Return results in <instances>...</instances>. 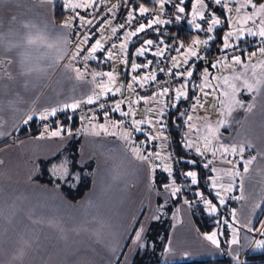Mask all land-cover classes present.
<instances>
[{
	"label": "crops",
	"instance_id": "0c3cea01",
	"mask_svg": "<svg viewBox=\"0 0 264 264\" xmlns=\"http://www.w3.org/2000/svg\"><path fill=\"white\" fill-rule=\"evenodd\" d=\"M109 1L99 0L96 8L92 10L102 8ZM147 1L159 7L156 0ZM227 1L232 4L231 11L226 10L225 14L227 27L230 23L240 21V25L256 31L259 21L264 19V12L255 16L256 24L251 21L244 24L242 18L258 13L264 0H251V4H248L246 0ZM65 2L66 0H52L47 11L39 4H35V0H22L18 9L14 7L6 9L0 5V16L7 11L15 12L36 26L32 34L41 39L39 45L41 59L34 62L35 67L40 71L32 77L35 87L25 91L21 87L22 81L18 80L12 82L10 91L0 97V101L3 102L0 106V264H133L142 248L152 251L160 248L157 255L162 264L221 259H227L228 264H240L242 258H245V263L253 264L246 260V257L252 252L264 251V247L255 245L256 240L264 238L258 235V226L264 216V178L256 171V163L253 164L251 173L228 177L226 175L230 168L228 160L233 159L236 162V170L243 173V167L239 163L241 157L232 153L221 157L219 152L213 156L212 146H209L210 150L204 151L203 144L204 137L211 136L208 126L215 129L217 121L223 118L220 113L228 106L229 97L222 95L231 91L229 85H225L223 80L227 74L230 76L229 79L233 76H241V80L230 81V84L238 85L236 89L242 90V97L239 100L251 103L254 96H259V93H249L244 87L243 80L247 78L250 83L253 82L250 66L264 64V54L259 51L261 47H264V38L259 35H249L248 31L233 35L229 43L239 44L241 47V63L231 67H227L232 64V60L228 59L227 49L222 50L216 47L212 56H207V48H205L207 44L197 49L202 59L197 60L198 64L193 70L194 75L190 78V82L195 83L196 86L203 84L204 70L208 69V80L213 85L212 88L205 89L211 94L202 97L204 107H198L191 114L193 116L191 123L197 130L190 132L187 118L185 120V142L199 140L198 145L189 148L185 144L186 147L203 158L204 164L211 161L209 168L212 179L209 180L212 190L210 192L213 195L208 198L204 196L198 198L200 199L198 210L205 211L209 215L219 214L228 198L233 195L237 184L241 185V192L234 196L242 197L236 199L237 204L233 208L236 215L230 227L225 228L223 225L222 228L218 227L214 231L203 233L198 229L193 217V212L197 210L194 211L188 205L181 187L180 192L173 196L164 190V186H155L150 163H141L137 160L132 154V141L129 139L126 143L123 139L121 134L127 133L126 130H119L120 133L116 136H107L101 132L96 134V132L88 131L93 122L86 123L85 121L88 120L81 118L79 122L61 124V120L71 114L70 110L50 116L47 119L51 123L49 126L42 125L43 121L39 119L38 112L27 124L22 122L27 119V115L37 109L42 110L71 102V97L81 98L85 94H91L92 85L89 83L92 80L91 74L97 71L87 68L85 80L79 81L75 79L74 71L66 69V66L70 64L68 56L71 27L64 28L63 25L66 20L70 22V14L84 8H66ZM71 2L84 4L86 0H71ZM204 2L206 5L209 4L208 0ZM195 4L196 0H186L183 4L185 8V12L181 13L183 25L194 32L193 39L203 40L199 37L194 25L190 23L193 19ZM242 4L245 5L243 8H241ZM58 8L65 13L61 20L57 19ZM237 8H240L241 12H236ZM216 16L219 18L218 14ZM199 21L200 19L197 18L196 23ZM221 23L214 27L211 41L216 31L223 26ZM110 27L104 31L105 41L110 39L108 33ZM5 31H7L6 28ZM190 45L191 43L187 45L184 43L182 51ZM133 52L128 41V48L122 55L129 61ZM251 53L256 55L251 56ZM217 60L222 62L221 65L212 68L211 65ZM246 60V66L242 67V63ZM111 62L112 60L109 63ZM109 63L104 72L98 73L108 72ZM245 69L249 74L241 75ZM256 71V78L262 81L259 87L264 90V68L258 67ZM127 75L128 64L126 63L125 79L130 82ZM213 77L220 79H213ZM96 79L107 82L106 77H96ZM126 84L125 90H127ZM16 93H19L23 99L9 107V100L14 99ZM194 94L202 95L200 91ZM220 101L225 103L221 104ZM181 102H184L183 106L186 107L192 106L196 101L188 91V97H182ZM137 104L143 106L145 110H141L136 116H147V119L149 116H155L157 119L156 115L148 113L147 109L158 108L159 105ZM122 107V112L128 111L126 104L123 103ZM121 116V112L112 111L111 115L95 120L103 121L107 118L111 126L114 125L112 119ZM160 119L163 120V117ZM227 119L228 122L219 126L216 132L219 140L213 138V144L217 148L220 144L227 145L232 142L244 144L245 158L255 156L264 149V116L261 115L259 105L254 114L248 115L244 109L238 108ZM127 120L130 121L131 118ZM102 124L106 125L105 122ZM61 125L69 129L71 134L64 132L59 137H52L50 133L58 130ZM126 125L132 128L130 122ZM45 128L48 130L47 133ZM35 130L38 134H32ZM163 131L166 134V131ZM134 135L141 139L145 134L134 131ZM157 142L158 139L152 143V146L148 145V148L158 149ZM166 142L167 140L164 143ZM248 144L253 147H248ZM196 146L201 147L203 154L196 152ZM68 153L77 155V164L91 170L89 189L78 201L67 198L61 187L66 182L52 175L58 162H61ZM260 167H264V163H261ZM213 168L216 171H211ZM163 169H157L160 170L158 174L165 173L168 179L165 177L167 180L163 182L171 184L175 180L174 171L169 176ZM213 180H218L215 189L212 187ZM229 182L233 190L222 193L224 204H220L216 192L220 190L221 184L227 186ZM175 185L178 186L177 183ZM202 198L212 201L216 206V212H208L206 210L208 205L202 201ZM172 202L173 204L178 202L173 209L168 206ZM165 206L173 212L172 218L175 221L174 227L169 231L157 225L156 220L159 218L161 208ZM249 228L256 231H249ZM234 229L239 241L235 245L231 243ZM137 232L141 235L140 241L136 240ZM212 232L217 233L218 244L216 245L204 238ZM149 236L152 238L151 242H148ZM155 242L162 243V246L156 247L153 244ZM254 264H264V261Z\"/></svg>",
	"mask_w": 264,
	"mask_h": 264
},
{
	"label": "snow or ice",
	"instance_id": "6c2138e0",
	"mask_svg": "<svg viewBox=\"0 0 264 264\" xmlns=\"http://www.w3.org/2000/svg\"><path fill=\"white\" fill-rule=\"evenodd\" d=\"M156 2L159 3V9L157 11H162L168 2V0H156ZM183 0H179V3H182ZM248 4H251V0H246ZM22 0H0V5H3L6 9L16 8L18 9L21 6ZM99 3V0H86L84 4H78V3H72L71 0H66L64 7L70 8V9H79L83 7L85 10L88 9H95L97 4ZM178 4H174L173 7L177 9L179 13L185 12L184 7H180ZM214 3L216 5H222L224 8L228 7L227 0H214ZM35 4H39L42 8L45 9V11L48 10V8L52 4V0H35ZM245 5H241V8H243ZM117 7V5H111L108 7V12L112 13L114 9ZM207 5L205 4L204 0H196V4L194 5L193 10V19L190 21L194 25L196 29H201L202 25L200 23H196V19L199 18L201 21H205L207 24V27L205 28V31L208 33H211L214 29V27L221 23V20L216 15H211L205 19V12L203 11L204 8H206ZM252 7H255V5H252ZM140 15L143 16L145 13L149 12V9L144 7L143 5H138ZM231 11V9H229ZM240 8L236 9V12H239ZM260 12H264V4L260 5L259 12L254 15H247L242 18V22L244 24H247L249 21H251L253 24H256L257 21L255 19V16L258 15ZM74 20H76L81 28H84L85 31L81 33L80 38L77 39L75 45H74V53L72 55V62L76 63L79 62L81 59L83 61H88L89 59H96V54L98 51L105 50V38L103 35L100 36L99 39H95L94 43H91L89 45V42L94 39L96 33L95 32H89L88 29L91 28L94 24L97 22V17L92 16L91 18H85L82 16H74ZM177 19H179V16H177ZM238 23L240 21H237ZM165 23V21L159 19L157 16L156 18L149 20L147 24L141 23L140 20L133 15L132 11H128L127 16L124 19V22L119 23L118 27L120 29H125L126 27H133L132 31L125 32L123 42L119 45L113 43L111 44V47L106 50L107 52V59L108 60H114L117 59V57L128 48V41L131 40L132 37H136L138 33L145 32L146 29H152L153 25H159ZM101 24V30L107 31L109 26L111 25V21L107 18H104L102 21H100ZM138 27L134 26L137 25ZM35 25L29 21H26L21 16L15 14L13 11H7L3 16H0V97L6 95L10 91V84L12 82H16L18 80L22 81L21 87L24 88L25 91L29 90L32 87H35V84L32 80L33 75L40 71L37 67H35L34 62L41 59L40 53V43L41 39L39 36L33 35V30L35 29ZM64 28L71 27V23L69 21H65ZM5 28L7 31H5ZM111 34L116 35L117 34V27L111 26L110 28ZM244 31V28L237 29L236 32H229L224 37V48L228 49L231 48L232 45L229 43V38L233 35H239L242 34ZM249 35H259L260 37L264 38V19H261L259 21V26L257 27L256 31H252L251 28L247 29ZM208 39H212L211 36L208 37ZM65 43L67 41L65 40ZM208 43V40H200V39H193L191 42V45L184 51L183 45H180L175 49L177 55L169 57L171 61V66L167 68V72L172 75L173 77L179 78L183 81L181 86L174 91V96H169L170 88L168 87H162V90L158 92H154L153 94L149 96H137L136 99H129L128 97H125L124 100H119L115 102L112 111L114 112H121V104L125 103V101L128 102V111L121 112V115L123 117H129V116H135L136 111L133 107V105L139 103L140 101H143L145 104H156L159 105L158 108H152L149 107L147 109L148 113H153L156 115L157 119H133L131 120V124L133 128H135L136 131H141V125L148 124V125H154L158 126L157 131L162 132V130L165 128V125L160 119V117H163L165 115L164 111V97H169V99L174 100H180L182 97L187 98L188 97V86L190 82V78L193 77L194 73L192 70V65L190 64V58L195 57L196 59H202V57L199 56L197 49L200 48L203 45H206ZM155 42L152 39H146L143 41L142 46L139 47L136 50L137 57H143L146 53L150 52L153 48ZM160 44H163V41H160ZM85 45H89L88 47H85ZM51 45H49L50 47ZM167 45H164L163 47L156 46V50L152 52V55L154 57H164L165 51L167 49ZM119 49V51H117ZM260 53L264 54V47L260 48ZM87 53L84 55L83 53ZM251 56H255L256 53H251ZM232 64L228 65L227 67H231L233 65H239L241 63V58L239 56H234L231 58ZM126 63H130L131 65V71L133 73H136L131 77V83H128L126 85L127 89L131 92L135 93L134 84H139L140 88H144L150 81H157V75L155 71H152L146 75H140V73L137 70L142 69H148L150 65L153 64V60H147L143 64L135 63L131 61H125ZM221 61L217 60L215 64H212V68H216L217 65H221ZM187 65L188 67H184ZM261 67L264 68V64L262 65H251L250 70L252 72V78L253 82H249L247 78L243 80V84L245 89L249 93H259V96H254L252 98L251 103H245L243 100H237L236 99V88L238 85L235 83H231L229 81L228 77H224V83L225 85H229L231 91L222 93V95L229 97L228 106L225 111L221 112L220 115L221 119L217 121V127L213 129L211 126H208V130L211 134V136H205L204 137V144L203 148L204 151H208L209 146H212L213 156H216L217 152L220 153L221 157L227 156L229 153L239 155L241 157L239 163L243 167V173L236 170V162L232 160H228L227 163L230 165V168L227 170L226 175L228 177H235V176H243L245 174H249L253 171V164H257L256 171L264 178V167H260L261 163H264V149L259 151L257 155L255 156H249L247 158L244 157L245 152V145L244 144H237L235 142L229 143L227 145L220 144L217 148L215 144H213V138H215L217 141L219 140V137L216 135V132L218 131L219 126H222L228 122V117L232 115L234 111L239 109H244L246 114L251 115L254 114L257 110V107L259 105L261 115L264 116V90H262L259 85L262 83L260 79H257V68ZM67 70L74 71L75 72V79L79 81H84L87 73V69L85 68V71L82 72L79 68H73L72 63L66 66ZM174 69L178 71H173ZM182 69V70H181ZM160 72H164L165 68H160ZM208 69L204 70V83L201 85H198L201 96H196L193 93V98L196 101L192 104L191 110L195 111L198 107L203 108L204 104L202 102L203 96H208L211 93L205 91L207 88H212L213 85L211 81L208 80ZM241 75H244L243 73ZM92 80L89 82L92 87L90 88L91 94H85V96H82L81 98H75L71 97V102H64L63 104H57L56 106H50L46 107L42 110H35L32 114L27 115V119H24L22 122L24 124H27L29 121L33 120L34 115L36 112L39 114V119L41 121H46L50 116H56L58 112H67L72 111L75 112L77 109L81 108L82 105H92L96 101L100 99L101 96H105L109 93H112L113 95L121 92V87L119 86L116 75L114 72H106V73H92ZM96 77H106L107 82H105L103 79L97 80ZM213 79H220L218 77H213ZM232 81L241 80V76H233L231 78ZM7 82V83H6ZM74 91V90H73ZM23 97L19 95V93L15 94V98L12 100H9V107H12L14 104L21 102ZM2 101H0V106H2ZM35 103V101H33ZM221 104H224V101H220ZM101 108H104V104L99 105ZM171 107H174V104L169 105ZM105 115L107 116V112H105ZM181 115L187 116V122L189 131L197 130L194 128L191 121L193 120V116L189 115L188 113H181ZM112 127L119 128L120 124H114ZM99 128L103 132H108V128L105 127V125L101 124L99 125ZM47 128H45V133H47ZM68 132L71 134L69 129H66L63 125H61L58 130L52 131L50 135L52 137H59L62 135V133ZM151 133V130H150ZM99 134V133H96ZM111 135H115V133H109ZM125 142L130 138V133H122L121 134ZM43 136V134H42ZM157 139H164L167 140V137L165 136H157L155 133H151L149 136L146 137V142L151 143L152 141H155ZM187 147L192 148L194 145L199 144V140H192L191 142H187ZM248 147H253V145L248 144ZM142 145L141 146H132V154L133 156L139 160L141 163H147L149 160L155 158L156 160H167L168 157H164L161 155L160 152H152L150 154H145L144 151H142ZM196 152L201 153V147L196 146L195 147ZM188 163H195V161H188ZM211 161L205 163L203 165L204 168H209V164ZM63 167V176L65 179L69 182V187H75L76 182H78L81 177L78 174H73L69 172L67 166ZM164 171L169 174V176L172 175V167L170 164H165ZM211 171H216V169H211ZM184 176L191 178V183L196 184L197 183V172L195 171H186L183 173ZM209 179H212L211 177ZM176 181L173 180L171 184H165L164 190L171 193V195L175 196L177 193L180 192V188L175 186ZM218 180H213L212 187L215 189L217 187ZM232 184L229 182L227 186L221 184L220 190L216 192V196L220 199V204H224V199L222 193L231 192ZM198 195H201L198 193ZM242 197H235V199H241ZM206 205H208L209 212H216V206L212 203V201L205 200L204 201ZM235 212H233V217H235ZM227 223V221H225ZM249 231H256L255 229L249 228ZM259 234L261 236H264V225L261 226L259 229ZM217 233L212 232L209 235H206L204 238L208 241H210L212 244L216 245L218 244V241L216 239ZM141 235L139 232L136 233V240L140 241ZM239 241L236 237V230L234 229L233 238L231 240L232 244H237ZM255 245L257 247H264V239L262 240H256ZM23 253L21 252V255Z\"/></svg>",
	"mask_w": 264,
	"mask_h": 264
},
{
	"label": "built area",
	"instance_id": "2783aa9c",
	"mask_svg": "<svg viewBox=\"0 0 264 264\" xmlns=\"http://www.w3.org/2000/svg\"><path fill=\"white\" fill-rule=\"evenodd\" d=\"M185 2L186 0H183L182 3H179V0H168L163 10L157 11L159 9L158 6H155L154 4L149 3L145 0H110L108 3L105 4V6H103L102 8L98 10L79 9L75 11L73 14H70V17H69L71 28H70V52L68 56V61L72 63L75 68H79L80 70H85V68L86 69L91 68L97 72H104L108 67V63L110 62V60L106 58L107 57L106 50L109 49L111 47V44L113 43L117 45L122 43L125 32L133 30V27H126L125 29H120L118 27L119 23L124 22V19L127 16L128 11H132L133 15L136 16L140 20L141 23H145V24H147L149 20H152L158 16L159 19L165 21V23H162L159 25H153L152 29H146L145 32L138 33L136 37H132L131 40H129L130 47L133 48V51H134L129 61L140 63V64H143L147 60L154 61L153 64L150 65L148 69L137 70L140 73V75H146L152 71H155L157 75V81H150L148 85H146L144 88H140L139 84H134L135 93H132V97L133 99H136L137 96H149L153 94L154 92H158L162 90V87L170 88L169 96H174L175 89L179 88L181 84L183 83V81L180 80L179 78L173 77L167 72V68L171 66V61L169 57L176 56L177 53L175 49L179 47L180 45L184 46V43H183L184 41L181 39L180 36L184 30H187V28L185 27V25H183L184 22H183V17L181 13H179L177 9L173 7V5L179 3V6L183 7V4ZM208 2L209 4L203 10L205 12L206 20L209 16L215 15L214 11H216V9H223L226 12V10H229L232 5L227 1L228 7L224 8L223 4L216 5L214 3V0H208ZM111 5H117V7L114 9L112 13H109L107 9ZM138 5H143L144 7L148 8L149 12L141 16ZM74 16H82L85 18H91L92 16L97 17L96 24H94L91 28L88 29L89 32L96 33L94 39L89 42V45L91 43H94L95 39H99L101 35H103L105 38L104 31L101 30V24H100V21H102L104 18H107L108 20L111 21L110 26L117 27L116 35H112L111 30L108 32L110 35L109 37L110 39H107L105 43V50L98 51L96 54H94L96 56V59H89L88 61H83L81 59L79 62H76V63L72 62L71 54H73L75 51L74 45L77 39L80 38L81 33L85 31V29L81 28L79 23L73 19ZM177 16H179V19H177ZM199 23L202 25L201 29H197V33L198 35H200L199 37H202L203 40L209 41L208 37L211 36L212 32L208 33L205 31V28L207 27V24L205 23V21L200 20ZM134 26L138 27V24ZM178 31L179 33H177ZM146 39H152L155 42V44L153 48L151 49V51L146 53L145 56L137 57L136 50L142 46L143 41ZM161 40L163 41V44H160ZM89 45H85V47H88ZM157 45L160 47H163L164 45L168 46L165 51L164 57H154L152 55V52L156 50ZM240 53H241V47H239V44H234L227 51L228 59L231 60V58L234 56L240 57ZM83 54L86 55L87 53L85 52ZM197 60L198 59H196L195 57L190 58V64L192 65V70L196 68L198 64ZM127 64H128V75L127 76H128V79L131 80V77L135 75L136 73H133L131 71L130 63H127ZM184 67L186 68L188 66L185 65ZM160 68H165V71L160 72L159 71ZM173 71H178V70L174 69ZM193 90L195 92H198L199 88L196 85H194ZM163 99L165 101V104H164L165 115L163 116V120H162L165 125V128L163 130L168 131L172 112L174 111L176 106L180 103L181 99L180 100H174V99L170 100L169 97H164ZM117 101H118V98L114 99L110 96H103L100 100L96 101L92 105L85 104L84 106H81V108L77 109L75 112L71 111V114H69L70 117L67 115L65 116V118H71L73 116L74 117L83 116L89 119H93V118L99 119V118L106 116L105 112H107V116H109L111 115L112 108L115 102ZM139 103H144V102L140 101ZM100 104H104L105 107L101 108L99 106ZM171 104H174L175 106L174 107L169 106ZM193 112L194 111L191 110V106H186L185 108H183V111H182V113H188L189 115H191ZM181 116L183 117L185 121L187 116H184V115H181ZM47 123L49 124L48 121L43 122V124H47ZM166 143H168L167 146H168L169 154L171 156L170 160H171L172 166L174 170H176V172H178L179 176L181 177L182 179L181 186L182 188H184L185 193L191 196L190 197V200H191L192 198H194L196 194L194 193L195 191L193 190L194 184L191 183L190 177H186L183 175V173L186 172L187 170L181 167V164H182L181 159L176 158L177 156L174 153L172 141L168 137V135H167ZM189 153L193 154V151L189 150ZM198 162L204 163V160L199 157ZM237 189L239 190V186L237 187ZM237 194H238L237 192H234L233 195L228 198V202L233 201L235 198L234 195H237ZM189 203H190L189 204L190 206L194 207L193 202L189 201ZM233 220H234L233 215L231 214L228 215V217L226 218L227 223H224L225 228L230 227ZM262 225H264V216L262 217L260 224L258 226V235H260L259 229L261 228ZM244 262H245V258H242L241 262L239 263L247 264Z\"/></svg>",
	"mask_w": 264,
	"mask_h": 264
},
{
	"label": "trees",
	"instance_id": "16d2710c",
	"mask_svg": "<svg viewBox=\"0 0 264 264\" xmlns=\"http://www.w3.org/2000/svg\"><path fill=\"white\" fill-rule=\"evenodd\" d=\"M214 12H215V15L218 14L219 18L223 21L221 23L223 24V26H221L216 31V33L214 34V39L212 41L211 39L208 41L207 47H206L207 56H212V53L217 49L216 47H219V44H221L222 42L223 31L227 28V23H226L227 17L225 15L226 14L225 10L216 9V11ZM64 15H65L64 11L61 8H58L57 10L58 18L57 19L61 20V17H63ZM180 37L184 41L185 45L191 43L194 38L193 32L188 29L184 30L181 33ZM194 84L195 83L192 84V82H190L188 86V91L190 92L191 95L195 93V91L193 90ZM184 102L180 101V103L176 106V108L172 112L168 131H166V134L172 141L174 153L177 156L176 158H179L182 161L181 167L187 171L197 172V183L194 184L193 186V190L195 191L194 193H196L197 196L195 194L194 197H196V199L200 198L201 196L208 198L211 195H213L212 192H210L211 191L210 190V180H209V178L211 177L210 168H204L203 167L204 163L198 162L199 156L195 155L194 152L193 154H190L189 149L185 145L186 144L185 142L186 128H185V121L183 117L181 116L183 108H185V106H183ZM79 119L80 117H77V116L76 117L73 116L71 118L64 117L63 123L72 124V122L74 121L79 122ZM32 134H38V131L35 130L32 132ZM188 161H195V163H188ZM90 171L91 170L87 168L84 169V172L82 173L83 174L82 181L75 187L70 188L69 185H67L66 183L65 185L62 184L61 187L63 188V191L66 194L67 198H69L72 201H78L80 197L84 195V193L89 189V184H90L89 172ZM173 171H174L173 177L175 178L176 183L181 186V182H182L181 177L179 176L178 172L174 170V168H173ZM159 177H160V180L156 181V183L161 184L160 187H162L166 184V182H163V181H166L168 179V176L166 177V174L162 172L159 174ZM182 193L184 194L183 189H182ZM198 193H200L201 195H198ZM185 195L187 199L190 198L189 194L185 193ZM236 202H237L236 200H233L231 202L227 201L226 205L222 207V209L219 211V214L217 215H209L205 211L199 212L198 209H200V205L198 204L196 207L194 206L192 209L194 211L195 210L198 211V212L197 211L193 212L194 213L193 217H194V220H195V223L198 229L203 233H207V232H211V231L218 229V227H222L224 225L223 224L224 219L228 215H230V210L236 206L237 204ZM147 252L152 253L153 251L146 249V248L140 250V252L135 257L133 264H147V260L149 256L147 255L148 254ZM246 260H248L249 262L253 264L256 262H261V261L263 262L264 261V251L261 253L252 252L250 255L246 257ZM228 263L229 261H227V259H221V260H189L185 262L172 263V264H228ZM153 264H162V263L155 262Z\"/></svg>",
	"mask_w": 264,
	"mask_h": 264
},
{
	"label": "rangeland",
	"instance_id": "374dc122",
	"mask_svg": "<svg viewBox=\"0 0 264 264\" xmlns=\"http://www.w3.org/2000/svg\"><path fill=\"white\" fill-rule=\"evenodd\" d=\"M192 18H193V14H192ZM239 28H244V31L247 32V27L246 26L240 25V23H237V22L230 23V25L223 31V35H222L223 36V38H222L223 40H222L221 44H219V48H221L222 50L223 49L225 50V48L223 46L224 45V37L229 32H236L237 29H239ZM256 30H257V28H256ZM231 39H232V37L229 38V42H230ZM125 61H127V59L125 58V56H123L121 54V55H119L117 57V59H114V60H112L111 63H109L110 64V69H109L108 72H114L115 73L117 82H118L119 86L121 87V92L117 93L115 95H113L112 93H109L106 96L109 95L110 97H112L114 99L118 98V101L119 100H124L125 99L124 97H128L129 99H133V97H132V93L133 92H131L128 89L125 90V88H124L125 87V83L128 84V83L132 82L131 80H130V82H127L128 80L125 79L126 78V76H125L126 75V62ZM246 63H247V60L244 61L241 66L242 67L246 66L245 65ZM246 70L247 69L244 70V73H243L244 75H246V74L248 75L249 74V72L246 71ZM226 77L230 78V76L228 74L226 75ZM229 81H231V79H229ZM241 94H242V90L241 89L240 90L236 89V98H237V100H239L240 97H242ZM124 104H126V106L128 107V102L127 101H125ZM137 105L138 104L133 105V107H134V109L136 111V114L139 113L141 110H143V111L145 110L143 106L141 107V106L138 105V107H137ZM122 109H123V107H122V104H121V112H122ZM128 110H129V108H128ZM80 118L88 120V121H85L86 123L87 122H89V123L93 122V124H91V126H90V129L88 130L90 132H96V133L101 132V133H104V135H107V136H116V135H118L120 133V132H118L119 130H126L127 133H130V138L129 139H130V141H132L133 146H141L142 145L143 146L142 147V151H144L145 154H150L152 152H160L162 156L168 157L167 160H164V159L156 160L155 158H153V159L148 161L150 163L151 167H152L151 171H153V181H154L153 183L155 184L156 187L161 186V184L156 183V181L160 180V177H159V174H158V172L160 170H157V169H163L165 164H170L171 167H173L171 161L169 163V160L171 159V156H170L169 151H168V146H167L168 143L165 144L164 143L165 142L164 139H158V142H157L158 143V149L157 148H153V147L148 148L149 146H152V143L154 141H152L151 143H148V142H146V137L149 136L151 133H155L157 136H165L166 137V134H164L165 132L163 130H162V132L157 131L158 126H154V125H148V124L141 125L140 126L141 129H142L141 131H136L135 128H133V126H132V128H129L126 125L127 122H130V124H131V120H133V119H136V120L147 119V116H136V115L135 116H129V117L121 116L120 118L112 119L113 124H120L119 128L112 127V125L110 126L109 125L110 121H108L109 119H107V118H105L103 121L95 120L94 118L93 119H89V118H86V117H83V116H80ZM127 118H131V120L128 121ZM149 119L155 120V116H149ZM63 121L64 120L62 119L61 120V124L63 123ZM43 122H46V121H43ZM43 122H42V125H43ZM102 122H105V124H106L105 127H107L108 130H109L107 133L103 132L99 128V125L102 124ZM46 125L49 126V125H51V123H49V124L47 123ZM150 130H151V133H150ZM134 131L139 132V133H144L145 135L142 136V138L140 139L139 137H135ZM109 133H115V135H111ZM77 158H78L77 155H74V153H72V154L68 153L66 155V157H64V159L61 160V162H58L57 167L55 169H53V174L52 175H54L56 178H60V180H63L64 182H66L67 185H69V182L63 176V167L62 166L66 165L68 170H69V172H71L73 174H78L81 177V179L78 182H76V185H78L82 181V176H83L82 173L84 172V169H86V168H84L83 166L77 164V162H76ZM232 161H233V159H232ZM175 186H177V185H175ZM238 186H239V190L237 189ZM177 187H179V188L181 187L182 188V186H179V185ZM182 189L184 190V188H182ZM210 190H211V188H210ZM240 190H241V185L237 184L235 186L233 192H237L238 194H240V192H241ZM184 194H185V190H184ZM196 196H197V194H196ZM197 200L198 199H196V197L192 198L191 200L189 198V199H187V203L189 205L190 204L189 201H191V202H193V205L196 207L200 203V199L198 201ZM205 200H208V199L207 198L206 199L202 198L203 202ZM177 203L178 202L173 204V202H172L171 205H168V204L167 205L170 208L173 209L175 206H177ZM190 207L193 208L192 206H190ZM206 210L209 212L208 208ZM172 213L173 212L171 210H169L168 207H166V206L161 208L159 218H156V220H157V225H159L163 230L169 231V229H172L174 227L175 221L172 218L173 217ZM230 214L233 215V209L230 210ZM226 218L224 219V221H226ZM262 239H264V238L262 237ZM151 241H152V238L149 236L148 242H151ZM148 242H146V243H148ZM153 244L156 247L162 246V243L155 242ZM159 252H160V248L159 249L157 248L152 253L147 252L148 253L147 255H149L148 256V260H147V264H153L155 262H159L158 255H157V254H159ZM160 259H161V256H160Z\"/></svg>",
	"mask_w": 264,
	"mask_h": 264
},
{
	"label": "water",
	"instance_id": "95a60500",
	"mask_svg": "<svg viewBox=\"0 0 264 264\" xmlns=\"http://www.w3.org/2000/svg\"><path fill=\"white\" fill-rule=\"evenodd\" d=\"M177 33H179V31Z\"/></svg>",
	"mask_w": 264,
	"mask_h": 264
}]
</instances>
